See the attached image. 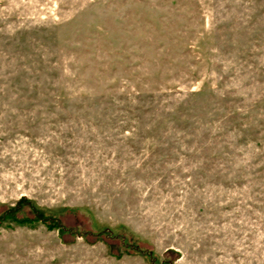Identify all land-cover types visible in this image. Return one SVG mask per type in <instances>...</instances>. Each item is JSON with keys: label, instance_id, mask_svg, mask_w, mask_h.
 I'll list each match as a JSON object with an SVG mask.
<instances>
[{"label": "rangeland", "instance_id": "1", "mask_svg": "<svg viewBox=\"0 0 264 264\" xmlns=\"http://www.w3.org/2000/svg\"><path fill=\"white\" fill-rule=\"evenodd\" d=\"M0 264H264V0H0Z\"/></svg>", "mask_w": 264, "mask_h": 264}]
</instances>
